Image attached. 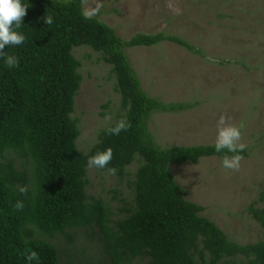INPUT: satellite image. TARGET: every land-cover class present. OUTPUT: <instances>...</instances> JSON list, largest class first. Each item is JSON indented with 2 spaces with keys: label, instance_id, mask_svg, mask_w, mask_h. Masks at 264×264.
Segmentation results:
<instances>
[{
  "label": "trees",
  "instance_id": "obj_1",
  "mask_svg": "<svg viewBox=\"0 0 264 264\" xmlns=\"http://www.w3.org/2000/svg\"><path fill=\"white\" fill-rule=\"evenodd\" d=\"M86 1L23 0L29 8L18 31L25 41L4 50L19 64L9 68L0 58V264H26L30 251L38 254L39 264H58L56 247L43 238L59 235L71 251L69 264L81 237L100 244V260L88 258L83 264H264V191L258 195L262 206L247 209L262 240L248 245L228 241L201 216L200 206L184 199L168 171L171 164L196 166L201 158L221 159L223 153L214 145L161 149L148 131L153 113L189 107L149 98L125 48L170 41L193 49L162 33L122 41L112 28L84 15ZM46 15L51 24L43 22ZM83 46L110 67L127 125L116 136L106 131L115 125L103 129L86 153L77 149L78 120L72 117L81 83L72 50ZM106 148L112 149L107 167L116 169L114 176L125 180L131 196V204L120 211L125 218L114 223L109 205L86 192L88 169L109 174L87 166L90 156ZM240 155L245 158L246 149ZM112 194L114 201L118 194ZM17 201L24 205L20 210L14 207Z\"/></svg>",
  "mask_w": 264,
  "mask_h": 264
},
{
  "label": "rangeland",
  "instance_id": "obj_2",
  "mask_svg": "<svg viewBox=\"0 0 264 264\" xmlns=\"http://www.w3.org/2000/svg\"><path fill=\"white\" fill-rule=\"evenodd\" d=\"M83 13L112 28L122 41L162 33L193 49L170 41L125 48L149 98L189 107L153 113L148 131L158 147L167 149L215 145L221 117L225 124L243 125L240 143L246 146L247 156L238 170L224 169L221 159L210 157L201 158L196 166L171 164L168 171L184 199L200 206L201 216L228 241L239 245L261 241L262 231L247 209L251 204L262 206L258 195L264 191V0H87ZM72 52L81 76L72 115L78 120L76 146L86 153L98 134L122 120L124 112L110 67L87 47ZM136 167L135 162L128 168L130 175ZM87 180V196L109 205L112 222L125 218L120 211L131 204L125 180L94 169H88ZM113 192L118 194L114 201ZM43 239L56 247L58 264H69L71 251L65 237ZM98 245L94 238L86 242L81 237L74 244L73 264L100 260Z\"/></svg>",
  "mask_w": 264,
  "mask_h": 264
},
{
  "label": "clouds",
  "instance_id": "obj_3",
  "mask_svg": "<svg viewBox=\"0 0 264 264\" xmlns=\"http://www.w3.org/2000/svg\"><path fill=\"white\" fill-rule=\"evenodd\" d=\"M28 8L27 3L23 0H0V58L9 68L17 67L19 61L16 56L5 54L4 50L8 46H19L25 41L24 34L18 30L23 25L22 19L27 14ZM43 22L51 24L53 22L52 17L46 15ZM105 119H110V117L106 115ZM242 127L243 125L237 127L225 124L224 117H221L218 122L214 150L217 153H223L221 167L224 169L238 170L240 167L242 159L240 153L246 147L240 143ZM126 129V123L120 120L116 122L115 126L108 128L106 131L107 134L116 136ZM111 160L112 149L106 148L90 156L87 160V166L89 168L106 169L109 174L115 175L116 169L107 167ZM19 191L24 193L26 189L21 187ZM23 206L21 201H17L14 207L20 210ZM25 260L26 264H33V262L39 264V256L35 251H30L25 256Z\"/></svg>",
  "mask_w": 264,
  "mask_h": 264
}]
</instances>
